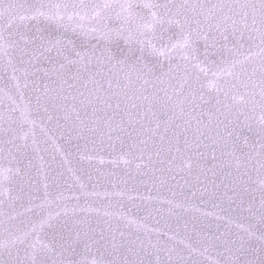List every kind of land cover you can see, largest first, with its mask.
<instances>
[{
  "label": "snow or ice",
  "instance_id": "6c2138e0",
  "mask_svg": "<svg viewBox=\"0 0 264 264\" xmlns=\"http://www.w3.org/2000/svg\"><path fill=\"white\" fill-rule=\"evenodd\" d=\"M50 142L65 165L72 147L91 162L119 145L149 191L188 200L180 177L240 216L203 212L227 231L185 222L182 235L179 200L138 196L133 215L124 191L75 174L85 203L69 205L73 185L49 180ZM152 201L175 229L150 226L164 218ZM0 264H264V0H0Z\"/></svg>",
  "mask_w": 264,
  "mask_h": 264
},
{
  "label": "water",
  "instance_id": "95a60500",
  "mask_svg": "<svg viewBox=\"0 0 264 264\" xmlns=\"http://www.w3.org/2000/svg\"><path fill=\"white\" fill-rule=\"evenodd\" d=\"M28 2H35V0H28ZM40 2L43 3H55L58 2V0H40ZM98 2H102V0H98ZM208 95L206 91V96ZM214 95V93L212 94ZM18 102L19 97L17 98ZM25 102H27V96H25ZM214 102V101H213ZM23 106V105H21ZM57 144L61 145L62 150L67 153L69 150L67 148V145H65L63 140H57ZM91 148V146H89ZM48 151L43 152L42 155H44L46 161H51L52 156H56L55 163L52 164L53 172L52 175L49 176V180L51 181L53 177H55L57 180H59L62 187H64L67 184H72L73 187L71 189H67L65 187V195L73 197L69 200V205L75 204L77 201L74 198L75 196H80L79 203L83 205L85 203V197L81 195L79 186L76 185L74 180V174L76 177H79L80 180L87 185V190L92 191L93 185L98 183V186L95 188L98 192H104L105 190L109 192H115V191H124L125 196L123 197V204L124 208L123 211L127 212L129 209H131V214L136 215L137 209L134 205H142L144 202H142L140 199L136 198L138 196H153L156 197L157 200L159 199H176L179 200L181 203L185 204L189 210L187 212L184 211L183 208L176 209L178 216L180 217V230L181 234L183 235L184 228L183 225L186 222L188 224L189 231L195 227L197 230L204 229L207 230L208 226L210 225L211 228L214 230L216 228V225L219 224L220 231H227L228 225L226 219L217 220L215 215L213 216H203V212H213L217 213L222 217H231L234 221L238 220L240 213L239 210H237L235 213L229 211L228 209L230 207L235 208V203L229 204L227 199L225 198L223 202L221 203L220 199L218 198H209V196L205 195L203 198H201L199 192L197 193L196 197H191V193L187 186H184V180L180 179V177H177L179 180L180 186L184 187L185 193L188 195L189 199L185 200V197L183 195H180V187H176L175 190L177 191L178 195L174 198L172 196V192L169 191L167 188L157 191L156 189H152L151 191L148 190L144 186V184L141 183L142 180L145 179V177H141L136 172L135 165L136 163H139V160H133V162L130 165H125L122 161L119 160V156L121 155L119 150V145H117L116 152L111 151L110 149H105L104 151L100 152H93L92 155L95 157L91 162L89 161H81L79 158V154L76 151L75 147H72L70 149L71 155L67 156V159L69 160V163L65 165L63 163V160L61 159V156L56 154L55 151V145L51 144V142L47 145ZM103 158L104 163H100V159ZM127 159H131L130 157H126ZM116 159L117 163L113 164L111 161ZM210 159V156H209ZM69 168H72L73 171H68ZM60 173H63V175H60ZM33 175H36V169H33ZM91 176V178H90ZM196 173L194 172L191 177H186L190 180L191 186L193 187V190H195L196 180H195ZM37 180H39V177H36ZM124 181H127L125 184ZM219 182V181H217ZM115 183L117 187L114 189L112 187V184ZM175 181L172 182L173 185H175ZM37 187L39 188V195H43V185L42 183H38ZM225 189L223 186L219 189V193L222 196ZM229 194H231L229 192ZM128 195L133 196L136 198L133 202H129L127 197ZM257 195L256 204L259 205V193ZM88 203L91 204L93 207H101L102 205L106 206L108 204V199H101L98 197H88ZM113 201V207L109 210L114 211H120V206L118 201L121 200L118 196L111 197ZM215 203H221V208H215L213 205ZM152 206L154 207H160L163 209V219H161V216L158 214H154L156 216V219L148 221L150 226L152 227H160L162 229H165L166 223L171 225L173 229L177 226V218L176 217H169L167 215V204H159L157 201L151 202ZM195 209H199L200 211H195ZM145 213L140 212L139 215L143 216ZM93 225L95 226V221L97 217L95 216V213L90 214ZM246 216L247 213H244ZM156 220H160V223L157 224ZM231 230L233 232L237 231L235 227V223L231 226ZM214 258V254H213Z\"/></svg>",
  "mask_w": 264,
  "mask_h": 264
}]
</instances>
